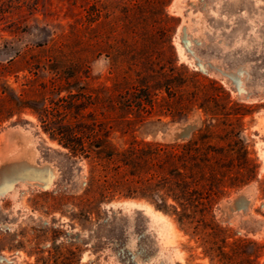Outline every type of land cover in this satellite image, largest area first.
Listing matches in <instances>:
<instances>
[{
    "label": "rangeland",
    "instance_id": "1",
    "mask_svg": "<svg viewBox=\"0 0 264 264\" xmlns=\"http://www.w3.org/2000/svg\"><path fill=\"white\" fill-rule=\"evenodd\" d=\"M125 11L124 0H0V92L18 95L35 78L32 61L21 58L25 53H60L68 60L100 52L69 70L78 72L80 86H111L106 52L124 47L118 23ZM153 12L146 26L158 39L137 48L171 46V63L217 82L231 100L252 107L241 138L257 164L256 179L228 189L213 207L211 219L220 231L211 241L212 255H204L170 217L137 206L155 211L143 200L115 198L82 208L85 163L69 167L65 150L25 110L0 122V264H35L49 255L48 264H264V0H168L164 12L171 19L161 21L162 11ZM164 24L170 30L165 39L158 29ZM2 103L5 110L10 105ZM132 120V133H113L111 144L132 138L184 144L202 115Z\"/></svg>",
    "mask_w": 264,
    "mask_h": 264
},
{
    "label": "trees",
    "instance_id": "2",
    "mask_svg": "<svg viewBox=\"0 0 264 264\" xmlns=\"http://www.w3.org/2000/svg\"><path fill=\"white\" fill-rule=\"evenodd\" d=\"M167 1L124 0L126 11L118 23L124 47L106 52L111 86H80L78 72L69 70L85 66L89 56L100 52L87 51L81 59L68 60L60 53L23 54L21 58L32 61L35 78L18 95L0 92V104H10L6 110L0 107V122L13 111H30L65 150L69 167L85 163L82 208L115 198L143 200L170 217L209 256L211 241L220 231L211 219L213 207L228 189L256 179L257 164L241 138L243 119L252 114V107L231 100L217 82L171 63V46L170 51L137 48L140 42L157 41L146 19L157 9L162 11L161 21L171 19L164 12ZM158 29L165 39L168 25ZM60 61L69 66L56 67ZM196 111L202 115L201 125L184 144L135 138L129 144L110 143L113 133H132V119L142 123L152 116L183 118ZM65 182L72 188L70 179ZM50 259L40 257L35 264H48Z\"/></svg>",
    "mask_w": 264,
    "mask_h": 264
},
{
    "label": "bare ground",
    "instance_id": "3",
    "mask_svg": "<svg viewBox=\"0 0 264 264\" xmlns=\"http://www.w3.org/2000/svg\"><path fill=\"white\" fill-rule=\"evenodd\" d=\"M129 204H131V205H135L134 203H129ZM137 206H140V207H142L144 210H145V212H148L149 214H151V215H157L156 217H158V215L162 218V219H165L166 217L165 216H163L162 214H160V213H158V212H155V211H153L152 209H151V207H149V206H146V205H137ZM161 221V220H160ZM162 222V221H161ZM166 222H167V219H166ZM157 223V222H156Z\"/></svg>",
    "mask_w": 264,
    "mask_h": 264
}]
</instances>
